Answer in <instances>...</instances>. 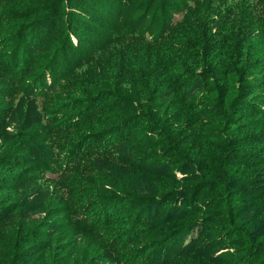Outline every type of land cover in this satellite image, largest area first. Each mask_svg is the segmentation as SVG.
<instances>
[{
	"label": "trees",
	"instance_id": "16d2710c",
	"mask_svg": "<svg viewBox=\"0 0 264 264\" xmlns=\"http://www.w3.org/2000/svg\"><path fill=\"white\" fill-rule=\"evenodd\" d=\"M85 1L108 0H0V36L19 38L21 66L12 68L30 62L19 77L47 60L38 49L26 61L25 50L41 45L55 12L67 18L74 10L66 4ZM211 20L187 23L148 65H134L133 89L96 80L74 91H89L90 101L75 98L89 104L63 96L51 105L58 124L81 122L85 142L74 161L115 147L117 164L94 165L125 194L88 213L110 240L88 259L54 240L55 222L40 234L26 229L59 202L35 178L63 167L38 101L22 94L0 112V264H264V13L236 28L214 30ZM149 232L156 242L141 241Z\"/></svg>",
	"mask_w": 264,
	"mask_h": 264
},
{
	"label": "rangeland",
	"instance_id": "374dc122",
	"mask_svg": "<svg viewBox=\"0 0 264 264\" xmlns=\"http://www.w3.org/2000/svg\"><path fill=\"white\" fill-rule=\"evenodd\" d=\"M172 1L108 0L101 7H93V3L86 1L82 5L66 4L74 13L68 14L66 18L67 14L55 12L51 23L44 28L45 37L41 45L36 42L25 50L26 61L38 49L49 55L37 69L38 72L31 76V72L27 71L25 77H19L25 73V67L29 70L30 62L25 63L21 71L12 68V61L21 66L22 60L17 57V51H21L17 34L0 36V112L11 108L22 94L34 96L43 114V126L48 131L45 136L54 144L60 163L63 167L67 166L35 178L42 188L54 191L59 202H51L47 211L36 215L26 229L29 232L39 231L40 234L44 231L43 223L46 221L57 223L58 232L54 240L61 238L66 241L65 246L61 247H70L75 256L82 260L94 256L103 242L110 243V240H105L107 235L93 225L88 213L103 201L124 195V187L108 179L106 173H99L94 165L95 161L117 164L113 145L104 152L92 148L85 157L76 161L70 158L84 145V130L79 128L81 122L74 118L71 119V125L58 124L59 121L49 110L51 105L63 96L72 101H76L75 98L90 101L89 91L79 92L82 93L80 97L74 91L87 88L96 80L104 83L112 80L114 84L115 79L121 90L133 89L131 76L134 65H148L151 59L154 60L159 47L170 40L172 33L182 32L189 22L198 25L199 18L208 19L211 16L214 30L226 24L236 28L242 21L258 20L264 13L263 0ZM75 9L80 14H76L78 11ZM53 54L57 57L55 60L52 59ZM116 77L122 79L117 80ZM39 85L41 90L35 92V87ZM101 88L106 89L104 86L93 89L98 91ZM86 101L75 103L89 104ZM119 120H122V116ZM2 121L0 118V123ZM90 141L96 143L94 141L97 140ZM19 227L17 222L15 229ZM11 239L12 236L4 237L9 242ZM141 239L148 243L156 242L152 232Z\"/></svg>",
	"mask_w": 264,
	"mask_h": 264
}]
</instances>
